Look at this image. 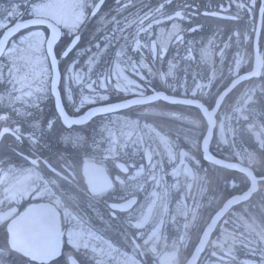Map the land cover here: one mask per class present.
I'll return each mask as SVG.
<instances>
[{"label": "flooded vegetation", "instance_id": "flooded-vegetation-1", "mask_svg": "<svg viewBox=\"0 0 264 264\" xmlns=\"http://www.w3.org/2000/svg\"><path fill=\"white\" fill-rule=\"evenodd\" d=\"M124 2L128 3V0ZM229 3L230 0H171V3H165V0H132L133 6L124 12L123 16L133 21L137 19V15L142 16L145 12H151V19L148 22L162 21L160 24L153 25L152 39L156 40L158 47L166 43L167 52L163 60L158 59L155 62H152L151 56L146 54L147 62L153 69L151 74L145 70L146 80L142 81L130 72L126 75L142 85L145 96H154L157 92L166 93L167 96L178 100L195 99L205 106H207L208 92L219 98L218 93L231 87L232 80L237 78V74L247 76L256 66V58L264 56V17L258 9L253 14H245L241 11L240 21L206 15L211 11H219L221 4L228 6ZM161 4L164 7L160 12H156L155 9ZM7 6L6 0H0V8ZM115 8L116 0H105L99 10V15L95 18L89 17L88 22L77 33L80 40L69 57L66 59L58 57V71L62 76L71 75L66 73L65 69L76 61L77 71L87 78L89 57L95 50L97 40L104 34L108 22L112 16L117 15ZM175 11L184 12L185 19L175 18ZM109 12L112 13L111 16L107 15ZM236 12L235 3H232L229 13L223 15H235ZM169 15L173 16V20L166 19ZM105 16L107 20L104 19ZM173 24L179 25V34L183 37V44L168 40L169 33L173 31ZM45 27L38 26L32 30L44 31ZM237 28L242 37L247 35L248 39L243 40L241 37L238 41L233 36L230 47L224 50L222 58L220 49L224 48L225 43H229L228 37L233 35L228 29ZM190 29L198 30L190 31ZM132 30L134 31L135 28ZM47 34L50 35V30ZM72 38L74 37L64 36L57 44L56 51L59 52L64 48ZM189 47L193 49L190 60L185 59L186 50ZM89 49L92 51L90 52ZM205 49L208 52L206 57L202 54ZM114 51L109 56L113 64L116 62ZM177 54L179 55L177 78L184 87H178L175 78L165 76L161 79V74L168 71L169 61L177 57ZM134 58L139 59L138 56ZM236 59L242 61L238 73ZM91 67L97 68V62H94ZM121 67L124 65L121 64ZM196 83L205 84L208 87L200 91L196 89ZM260 85H264V75L239 82L215 113L212 109L205 113L202 108L195 106L153 99L148 103L134 104L103 116H96L82 125L66 124L61 118L55 133L49 132L46 127V119H54L58 115L55 106L56 98L49 92L40 107L33 110L46 133L41 141L43 156L40 157V167L45 168V161H47L52 165H57L59 170L67 166L63 162L67 159V164L72 165L75 170L74 174H82L85 164L96 165V161L109 155L105 151L109 146L106 141L109 132H104L103 137L99 134L102 124L108 126L114 138L121 144L130 133L133 140L142 141L137 144L138 154L133 156L132 149L129 148L128 155L121 153L119 158L111 157L105 162L104 167L108 169V176L113 180L114 188L107 202L98 203L95 208L86 202H81L80 222L77 230L83 229L85 233L91 232L93 237L98 238L93 239L92 242L100 247L106 248L107 243H111L114 248L118 249L117 252L112 253L115 257L113 264H124L123 254L125 253L135 255L137 264H187L189 261H193L194 264H197V261L198 264H219L218 258L209 259L212 251L219 252V248L214 245L223 244L227 249L232 245L233 240L240 239L241 236L250 239L253 244L250 248H244L237 242L233 246L235 259L225 258L223 264H253V261L259 259V255H254L251 248L257 246L259 238L254 232L244 227L245 221L241 213L249 208L260 222H264V183L258 184V191L247 205H228V200L232 196H240L247 191V186H250L246 173L239 171V168H249L254 173L264 171V149L261 148L259 142L260 139H264V116L245 123L232 117L231 109L244 91ZM174 88L176 91H173ZM69 89L73 97L71 100L68 99ZM58 91L61 93V103L69 121L78 119L92 107L116 104L125 99H138L131 93L110 91L108 93L110 100L85 104L81 107L80 102L83 96L90 95L86 89H81L75 83L69 84L67 79H62L58 81ZM193 91H197L195 97L192 96ZM77 109L80 110L77 111ZM5 114L7 113L0 111V115ZM209 116L215 122L211 132H209ZM16 120H19L22 131L25 132V139L15 141L10 134L7 139L0 138V159H11L13 163H25L22 156H18L17 153L28 156L29 161L32 158L34 148L26 139L30 131L29 123L13 116L8 122L0 121V129L9 124L15 127L16 124L13 121ZM109 121L112 123L109 124ZM221 121L225 125L223 133L221 132ZM250 126H252L251 130H249ZM85 136L88 138V149L95 150V159L90 157L88 150L83 146H80L77 151L76 144L70 143V139L75 141L77 137ZM161 137L175 145L172 161L168 159ZM205 137H209L207 145L204 143ZM93 139L97 140L98 144L94 145ZM205 147L207 152H205ZM12 149L15 151L13 152ZM65 149L71 150L66 151ZM146 151L152 153L153 159L162 164L163 171L156 170L157 179L160 180L159 187L155 181L148 179L150 165L144 157ZM181 151L188 153L183 161L179 156ZM5 153H10V155H5ZM253 159L255 163L251 162ZM216 161L221 163L217 164ZM120 163L129 168L128 173L116 168L115 165ZM231 164L237 167L235 169L228 167ZM96 166L99 167V165ZM141 166L144 167V172L137 175ZM186 168L190 169L189 174H185ZM173 170L180 172L177 180H174L171 175ZM89 175L99 176L100 172L90 167ZM117 176L119 180L116 179ZM257 179L260 180L259 175ZM233 182L235 187H233ZM61 183L64 186L58 189L57 195L64 201H72L75 196L73 189L78 185L75 182L66 183L62 180ZM173 184L176 186L173 187ZM165 192L167 196L164 195ZM153 193H159L162 198H158ZM123 197L135 198L138 202L133 206L132 211L117 212L113 218L107 208V203H122ZM29 203H35V201H21L18 211L23 212ZM149 205H152L151 211H149ZM13 207L17 206L13 204ZM223 209L226 210L225 214L217 221L210 235L204 236V231L209 230V223L217 212ZM69 210H72L71 204H69ZM6 211H8L7 206L0 207V213ZM144 215L148 216L147 222L143 227H135ZM154 230L156 235H152ZM202 239L205 241L203 247L206 251L198 253L196 249ZM259 248L264 250V243H260ZM173 253H175L174 257L171 255ZM194 256L196 259H193Z\"/></svg>", "mask_w": 264, "mask_h": 264}, {"label": "snow or ice", "instance_id": "snow-or-ice-1", "mask_svg": "<svg viewBox=\"0 0 264 264\" xmlns=\"http://www.w3.org/2000/svg\"><path fill=\"white\" fill-rule=\"evenodd\" d=\"M7 7L0 8V111L7 114L0 115V121L8 122L12 117L23 119L29 123L30 131L26 136L34 151L29 161L28 156L17 153L22 156L25 163H13L11 159H0V207L7 206L8 211L0 213V264H113L115 257L112 253L117 252L111 243H107V247H100L93 243L91 232L85 233L83 229L77 230L80 222L79 211L81 210V202L88 203L95 208L98 203L107 202L108 196L114 188V182L108 176V169L104 167L106 161L111 157L119 158L121 153L128 155L127 150L132 149V155L138 154L137 144L142 141L133 140L131 134L124 143H119L110 132L107 125H101L100 135L103 137L104 132H109L106 138L108 147L105 149L109 155L104 156L101 160L96 161V165L85 164L82 174H74L72 165L67 164V159L63 162L67 166L59 168L45 161V168L40 167V157L43 156L41 151V141L46 133L43 126L39 123L33 110L38 109L43 102L45 96L50 92L56 98V109L58 115L54 119H46V127L51 133L57 131V124L61 118L64 122L71 124H86L93 120L96 116H103L108 113L117 111L118 109L127 108L134 104H144L151 102L153 99H163L172 103L186 104L202 108L205 113L212 109L215 113L216 109L222 106V102L227 98L228 94L236 87V85L246 79L264 75V56L256 58V66L248 73L247 76H239L232 80L231 87L225 89L224 92L218 93L219 98L211 92L207 93V106L198 103L195 99L175 100L162 93H155L154 96H145L142 85L135 80L129 79L126 73L139 77L140 80H146L145 70L149 74L153 69L147 62L146 54L151 56L152 62L163 60L167 52V44L159 46L156 40L152 39V28L154 24H160V20H152L151 12H145L142 16L137 15V19L129 21L127 16H123L130 7L133 6L132 0L125 3L124 0H116L115 12L117 15L105 27L102 34L95 45V50L88 60L87 78L80 71H77L76 61L65 69L66 73L71 75L62 76L58 71V57L68 58L80 40L77 35L79 30L88 22L89 17L95 18L99 15V10L105 3V0H6ZM165 3H171V0H165ZM235 3L237 12L235 15H223L229 13V10ZM164 7L163 4L156 8V12H160ZM264 17V0H230L228 6L220 5L219 11H211L206 13L210 16H222L224 19L240 21V12L245 14H253L256 10ZM111 16L112 13L107 14ZM136 15V14H134ZM175 18L185 19L182 11H175ZM27 17V18H25ZM123 17V19H121ZM107 20V16L104 18ZM167 20H173V16L166 17ZM38 26H46L44 31L32 30ZM135 28L133 31L132 29ZM110 29V30H109ZM173 31L169 33L168 40H175L179 44H183L182 35L179 34V25H172ZM50 30V35L47 34ZM67 30V31H65ZM198 29H190L196 31ZM233 35L228 37L229 43L224 44V48L220 49V55L223 58L224 50L230 47L233 36L239 41L242 34L239 28L233 30L228 29ZM223 34V33H222ZM64 36L74 37L67 42L65 47L56 51L57 44ZM243 40H247L248 36L243 35ZM211 43V41H210ZM114 51L116 62L113 64L109 59L110 54ZM91 52L92 49H89ZM185 59H191L193 49L189 47ZM205 57L208 55L205 49L202 53ZM138 56L139 59L134 57ZM178 61L179 55L169 61L167 73L161 74V79L165 76L175 78L178 87H184L180 84L178 77ZM97 62V68L91 65ZM240 59L235 60L237 73L241 64ZM121 64L124 67H121ZM174 70H176L174 72ZM94 77V78H93ZM67 79L69 84L75 83L81 89H86L90 95H85L81 99V107L85 104H96L98 101L110 100V91L113 93H131L138 99L122 100L116 104H105L99 107L90 108L84 115L78 119L69 121L65 113V109L61 103V93L58 91V81ZM208 85L196 83V89L202 91ZM68 99H72L71 89L68 90ZM173 91H176L174 88ZM197 91H193L192 96L195 97ZM80 109H77L79 111ZM232 117L238 121L247 123L250 120L264 116V85L248 89L242 93L239 100L232 106ZM229 119L231 117H228ZM15 127L9 126L0 129V138L7 139L9 134L15 138V141L25 139V132L19 120L13 121ZM112 122L109 121V124ZM195 123V121L193 122ZM215 122L209 116V132L214 127ZM252 126H250L251 130ZM225 130L224 122L221 121V132ZM231 130V129H230ZM39 131V135H37ZM162 143L166 147L168 159L174 158L173 147L175 145L161 137ZM74 142L78 151L80 146L87 149L92 159H95V150L88 149V138L77 137ZM209 137L204 138L207 145ZM225 142L226 141H222ZM260 146L264 149V139H260ZM94 145L98 141L93 139ZM70 151L71 149H65ZM14 152L15 149H12ZM205 152L207 148L205 147ZM39 153V155H37ZM10 155V153H5ZM181 161L188 156L187 152L179 153ZM144 157L150 165L149 180L155 181L157 187L160 186V180L157 179L156 170L163 171L162 164L153 159V154L145 152ZM208 158L207 156L205 157ZM255 163L253 159L251 161ZM198 163V161H197ZM217 164L221 163L216 161ZM116 168L124 173L129 172V168L123 163L116 164ZM99 170L100 175L91 177L89 168ZM230 168H236L235 164L228 165ZM239 171L246 173L250 180V186L240 196H232L228 200V205H247L251 201L252 196L258 191V184L264 183V171L254 173L249 168L241 167ZM144 172L141 166L137 175ZM190 169H185V174H189ZM174 180L180 176V172L173 170L171 173ZM260 176V180L257 176ZM119 180V176L116 177ZM61 180L66 183L75 182L78 187L73 189L74 198L72 201H64L62 197L57 195V191L64 185ZM123 183V181H120ZM176 185L173 184V187ZM233 187L235 183L233 182ZM158 198L159 193H153ZM167 196V192L164 193ZM122 203H107V208L115 217L117 212L127 213L133 210V206L138 202L135 198L128 199L123 197ZM46 202H43L45 201ZM21 201H35L29 203L23 212L18 211ZM15 204L17 207H13ZM71 204L72 210H69ZM152 205H149L151 211ZM221 213H217V216ZM244 219V227L251 230L258 236L257 246L251 248L252 253L258 254L259 259L253 261V264H264V250H260L259 244L264 243V222H260L254 213L246 208L241 213ZM134 219V217H133ZM148 220V216L144 215L135 227H143ZM31 222L33 229L30 233H26L25 224ZM259 222V223H258ZM216 221L213 219L212 224L208 226L212 229ZM227 224V221L225 222ZM152 235H156L153 231ZM210 235L208 230L204 231V236ZM151 239V237H149ZM239 243L244 248H250L253 242L241 236L235 239L232 245L225 249L224 245H214L219 248V252L212 251L209 259L218 258L219 264H223L225 258L235 259L233 246ZM148 243V241H145ZM205 241L202 239L196 251L203 253L206 249L203 247ZM155 251V249H153ZM173 257L175 253L171 254ZM124 264H137L135 255L123 254ZM193 259H196L195 256ZM188 264H192L189 261ZM198 264V261H197Z\"/></svg>", "mask_w": 264, "mask_h": 264}, {"label": "water", "instance_id": "water-1", "mask_svg": "<svg viewBox=\"0 0 264 264\" xmlns=\"http://www.w3.org/2000/svg\"><path fill=\"white\" fill-rule=\"evenodd\" d=\"M210 16V15H209ZM212 17H214V16H212ZM217 17H219V16H217ZM259 24V23H258ZM257 24V25H258ZM258 30H259V25H258ZM162 94H164V93H162ZM164 95H166V94H164ZM170 97V96H169ZM171 98H173V97H171ZM173 99H175V100H178V99H176V98H173ZM163 100V99H162ZM165 101V100H164ZM165 102H170V101H165ZM224 212H226V210L225 209H223V210H221V211H219V212H217V213H221V215H219V216H217V214L215 215V217L213 218V219H215V221H216V223H217V221L225 214ZM213 219H212V221L209 223V225L210 224H212V222H213ZM216 223H215V225H216ZM214 225V226H215ZM214 228V227H213ZM212 228V229H213ZM32 229H33V225H32V223L31 222H26V224H25V231H26V233H30L31 231H32ZM212 229H209L208 231L209 232H211L212 231ZM195 261V260H194ZM188 264V263H187ZM192 264H194V262L192 261Z\"/></svg>", "mask_w": 264, "mask_h": 264}]
</instances>
